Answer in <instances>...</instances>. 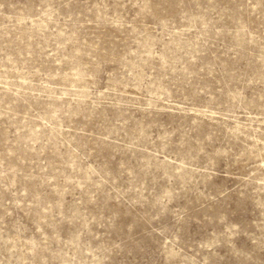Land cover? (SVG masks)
I'll use <instances>...</instances> for the list:
<instances>
[{
  "label": "rangeland",
  "instance_id": "1",
  "mask_svg": "<svg viewBox=\"0 0 264 264\" xmlns=\"http://www.w3.org/2000/svg\"><path fill=\"white\" fill-rule=\"evenodd\" d=\"M0 264H264V0H0Z\"/></svg>",
  "mask_w": 264,
  "mask_h": 264
}]
</instances>
